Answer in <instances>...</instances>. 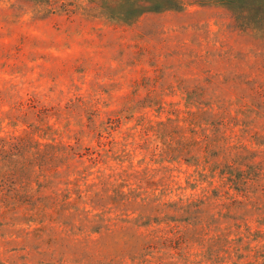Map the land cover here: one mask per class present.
I'll use <instances>...</instances> for the list:
<instances>
[{
    "label": "rangeland",
    "instance_id": "obj_1",
    "mask_svg": "<svg viewBox=\"0 0 264 264\" xmlns=\"http://www.w3.org/2000/svg\"><path fill=\"white\" fill-rule=\"evenodd\" d=\"M153 4L0 0V264L264 253V0Z\"/></svg>",
    "mask_w": 264,
    "mask_h": 264
},
{
    "label": "trees",
    "instance_id": "obj_2",
    "mask_svg": "<svg viewBox=\"0 0 264 264\" xmlns=\"http://www.w3.org/2000/svg\"><path fill=\"white\" fill-rule=\"evenodd\" d=\"M179 3L180 0H155V4H153L150 7V9L153 11H158L161 8V6L179 8L180 6H182V4ZM100 136H102V134H100ZM209 138H210L209 135L201 133L200 131L196 137L193 136L192 138H187L185 136H182L180 138H172V139L170 138L168 140H164L163 143L170 152L174 153V155L179 154L180 155L179 157L185 160H189V157H185L184 155L186 156L190 155L191 149H195L197 153L201 154L199 155V158L201 159L198 160L204 161L203 170H207V168L209 167L211 171H216L218 167L211 162V158L213 156H217V154L219 153L216 150V147L219 144V142L223 140V138L219 137L218 133H215L213 138L211 139ZM59 149L63 150L64 152L63 155H65L66 158H68L70 154L79 157H83L84 155V153H82V151L79 150L78 146H74L72 144L65 145L60 142ZM87 150L89 152L90 159H96L95 157L97 156L94 155L96 152L92 151L91 148L89 147L87 148ZM217 171L220 172L221 177L223 179H227L228 181L229 180L233 181V178H229V173H230L229 169L220 168ZM261 257H264V253L258 254L256 256V259H254L252 263L264 264V262H261Z\"/></svg>",
    "mask_w": 264,
    "mask_h": 264
}]
</instances>
